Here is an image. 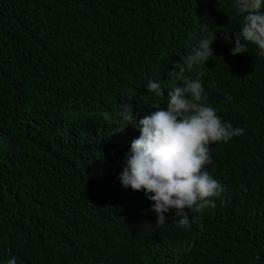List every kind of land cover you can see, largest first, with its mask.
I'll return each mask as SVG.
<instances>
[{
	"label": "trees",
	"instance_id": "1",
	"mask_svg": "<svg viewBox=\"0 0 264 264\" xmlns=\"http://www.w3.org/2000/svg\"><path fill=\"white\" fill-rule=\"evenodd\" d=\"M233 5L0 0V264H264V159L240 160L264 152V56L252 44L231 54ZM206 28L217 37L197 69L206 103L245 132L210 145L206 170L224 188L215 209H186L187 229L172 209L157 226L153 202L119 179L135 121L115 128L122 103L147 115L144 78L180 64Z\"/></svg>",
	"mask_w": 264,
	"mask_h": 264
},
{
	"label": "clouds",
	"instance_id": "2",
	"mask_svg": "<svg viewBox=\"0 0 264 264\" xmlns=\"http://www.w3.org/2000/svg\"><path fill=\"white\" fill-rule=\"evenodd\" d=\"M233 6L243 18L239 32L233 33L235 44L231 54L246 53L247 46L252 44L264 56V0H234ZM191 37L192 33L182 31L180 40L187 45ZM216 38V32L206 28L190 44L192 51L183 52L185 58L180 64L173 67L159 64L149 71L143 80L151 100L150 109L144 113L147 115L137 121L132 104L121 105V122L115 130L123 132L135 121L131 127L139 131V136L126 154L119 179L123 186L143 191L153 202L151 210L157 215V226L165 224V213L172 209L177 217L175 225L181 229L189 228L194 222L186 209H215V200L222 196L224 188L206 170L212 163L210 145L227 143L245 132L244 128H233L231 123L222 121L206 103L201 82L203 72L197 69L213 56L212 44ZM225 39L229 38L225 36ZM139 78L141 74L130 80L137 82ZM222 86L217 84L209 89L219 92ZM215 96L222 97L221 93ZM102 115L105 121L112 122L108 113ZM263 159L264 152L260 150L245 154L240 160L248 164ZM8 264H16V259L12 258Z\"/></svg>",
	"mask_w": 264,
	"mask_h": 264
}]
</instances>
